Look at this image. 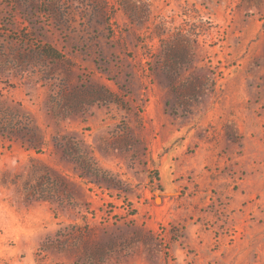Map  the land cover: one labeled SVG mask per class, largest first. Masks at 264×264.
Segmentation results:
<instances>
[{"label": "rangeland", "instance_id": "rangeland-1", "mask_svg": "<svg viewBox=\"0 0 264 264\" xmlns=\"http://www.w3.org/2000/svg\"><path fill=\"white\" fill-rule=\"evenodd\" d=\"M0 264H264V0H0Z\"/></svg>", "mask_w": 264, "mask_h": 264}, {"label": "trees", "instance_id": "trees-1", "mask_svg": "<svg viewBox=\"0 0 264 264\" xmlns=\"http://www.w3.org/2000/svg\"><path fill=\"white\" fill-rule=\"evenodd\" d=\"M52 52H53V50H52Z\"/></svg>", "mask_w": 264, "mask_h": 264}]
</instances>
